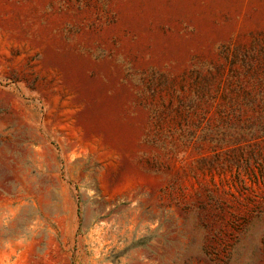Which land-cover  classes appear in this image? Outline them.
Returning a JSON list of instances; mask_svg holds the SVG:
<instances>
[{"label":"rangeland","instance_id":"1","mask_svg":"<svg viewBox=\"0 0 264 264\" xmlns=\"http://www.w3.org/2000/svg\"><path fill=\"white\" fill-rule=\"evenodd\" d=\"M0 264H264V0H0Z\"/></svg>","mask_w":264,"mask_h":264}]
</instances>
